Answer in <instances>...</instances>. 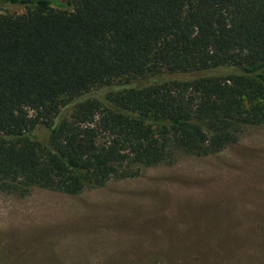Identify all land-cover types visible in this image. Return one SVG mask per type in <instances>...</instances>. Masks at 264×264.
I'll return each mask as SVG.
<instances>
[{"label": "trees", "instance_id": "obj_1", "mask_svg": "<svg viewBox=\"0 0 264 264\" xmlns=\"http://www.w3.org/2000/svg\"><path fill=\"white\" fill-rule=\"evenodd\" d=\"M259 125L264 0H0L2 192L77 195Z\"/></svg>", "mask_w": 264, "mask_h": 264}, {"label": "rangeland", "instance_id": "obj_2", "mask_svg": "<svg viewBox=\"0 0 264 264\" xmlns=\"http://www.w3.org/2000/svg\"><path fill=\"white\" fill-rule=\"evenodd\" d=\"M0 264H264V125L77 195L0 191Z\"/></svg>", "mask_w": 264, "mask_h": 264}]
</instances>
